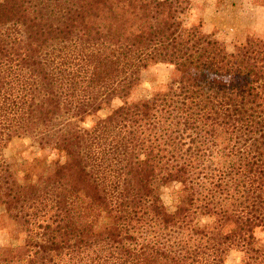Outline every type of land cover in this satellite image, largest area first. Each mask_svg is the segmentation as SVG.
Listing matches in <instances>:
<instances>
[{
	"label": "trees",
	"instance_id": "16d2710c",
	"mask_svg": "<svg viewBox=\"0 0 264 264\" xmlns=\"http://www.w3.org/2000/svg\"><path fill=\"white\" fill-rule=\"evenodd\" d=\"M192 10L0 0V207L25 239L0 264H264V40L228 55ZM23 136L54 155L26 183Z\"/></svg>",
	"mask_w": 264,
	"mask_h": 264
},
{
	"label": "rangeland",
	"instance_id": "374dc122",
	"mask_svg": "<svg viewBox=\"0 0 264 264\" xmlns=\"http://www.w3.org/2000/svg\"><path fill=\"white\" fill-rule=\"evenodd\" d=\"M193 20H198L203 17L201 10L193 7ZM223 27V28H222ZM227 26L221 25L210 31H224ZM226 32V31H225ZM249 33H247V36ZM247 38V37H246ZM245 42V41H244ZM243 42V43H244ZM235 44H240L239 41H234ZM172 67L167 65H158L144 74L142 86L139 88L135 97L137 99L148 97L152 88L156 85L165 84L170 81L172 75ZM121 104L120 100L114 102V106ZM109 110L102 111L98 116L87 118L81 125L85 128H90L95 124L99 117L107 115ZM5 156L11 165L12 170L18 179L23 183L31 181V174L39 170H45L53 160L54 155L50 151H42L37 140L31 136H23L14 139L5 150ZM165 201L171 205L172 199L166 197ZM24 236L16 228L10 224L4 217V210L0 207V253L5 249L21 250L24 248ZM228 264H240V254L232 253L229 257Z\"/></svg>",
	"mask_w": 264,
	"mask_h": 264
},
{
	"label": "crops",
	"instance_id": "0c3cea01",
	"mask_svg": "<svg viewBox=\"0 0 264 264\" xmlns=\"http://www.w3.org/2000/svg\"><path fill=\"white\" fill-rule=\"evenodd\" d=\"M193 7L201 10L208 32L221 25L227 26L224 31H232L235 40L243 43L246 40L247 22L251 16L248 11V0H190ZM253 6L264 8V0H252ZM223 28V27H222Z\"/></svg>",
	"mask_w": 264,
	"mask_h": 264
},
{
	"label": "clouds",
	"instance_id": "9594fccd",
	"mask_svg": "<svg viewBox=\"0 0 264 264\" xmlns=\"http://www.w3.org/2000/svg\"><path fill=\"white\" fill-rule=\"evenodd\" d=\"M248 4L249 7L246 13H251L247 22L248 33L253 39L264 40V8L253 6L252 0H248ZM213 38L223 46L226 54L236 53L235 36L232 31L217 32Z\"/></svg>",
	"mask_w": 264,
	"mask_h": 264
}]
</instances>
